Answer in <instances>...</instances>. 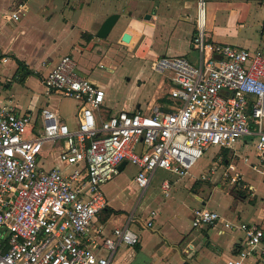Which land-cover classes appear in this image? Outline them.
<instances>
[{"label":"built area","instance_id":"2783aa9c","mask_svg":"<svg viewBox=\"0 0 264 264\" xmlns=\"http://www.w3.org/2000/svg\"><path fill=\"white\" fill-rule=\"evenodd\" d=\"M19 9L8 18L18 20ZM205 9V1L196 0L191 49L197 64L183 57H161L150 64L152 71L170 74V97L176 103L169 111L153 105L148 113L119 111L103 117L105 91L80 77L75 60L67 55L40 79L47 94L78 102L74 129L43 108L34 136L35 120L0 101V264H110L119 246L137 245V235L127 226L114 228L101 242L92 236V221L107 206L101 186L119 173L122 162L137 169L133 182L144 192L156 171L186 176L208 148H227L248 135L252 121L255 152L264 166V48L252 52L212 42ZM31 70L38 73L35 67ZM59 141L64 144L58 154L63 170L43 169V147ZM226 169L223 181L242 190L238 174L229 175L234 167ZM162 187L167 197L169 184ZM155 215L150 212L151 218ZM219 221L218 213L197 209L192 227ZM223 225L244 234L237 259L226 264H243L251 257L264 261L260 228L251 223ZM100 248L108 256L99 257Z\"/></svg>","mask_w":264,"mask_h":264},{"label":"crops","instance_id":"0c3cea01","mask_svg":"<svg viewBox=\"0 0 264 264\" xmlns=\"http://www.w3.org/2000/svg\"><path fill=\"white\" fill-rule=\"evenodd\" d=\"M209 1L206 34L212 42L252 52L264 48L262 34L258 39L250 33L251 39L243 33L250 16L255 20L261 13L264 0ZM18 8L19 19H9ZM116 13L122 22L120 28L113 32L115 25L106 39H98L96 33L102 22ZM257 22L258 25L263 22L264 28V14ZM195 32L196 0H0V101L14 107L17 115H29L35 120L34 136L41 127L43 108L54 112L61 122L74 129L78 102L59 93L47 94L40 79L67 55L77 62V74L103 89L105 98L108 83L119 70L131 73L127 66L122 68L124 61L140 64L133 72L135 84L156 82L148 96L129 94L121 103H114L107 96L101 107L103 117L119 111L148 113L153 105L169 111L176 103L170 97L173 87L170 74L156 72L157 78L152 80L145 76L146 65L161 57H183L196 65L198 56L191 49ZM124 33L130 36L128 43L121 41ZM17 62L29 70L35 67L40 77L25 75L18 70ZM101 67L107 72L94 75L97 73L94 70ZM256 139V126L250 121L248 135L236 138L227 148H208L186 176L156 171L150 184L159 176L160 198L140 199L131 212L120 193L111 192L106 197V192L114 188L112 184L119 185L118 179L122 178L119 175L128 163L122 166L116 176L101 186L107 206L93 219L92 236L101 242L111 236L114 228L127 226L137 235L138 244L119 246L110 264H226L237 259L244 234L226 230L224 221L255 224L262 230L264 241V166L255 152ZM63 148L62 141L43 147L40 158L43 169L63 170L58 162ZM229 165L234 167L229 175L238 174L244 185L242 190L223 181L222 174ZM213 167L216 170L210 174ZM136 173L137 169L121 192L128 196L140 192L143 197L150 184L144 192L140 191L133 182ZM203 176L207 179L203 180ZM166 182L169 184L167 197L162 189ZM197 209L218 213L220 221L214 226L193 228V212ZM153 211L156 215L151 218ZM129 217L132 219L127 221ZM148 222H152L151 227H147ZM97 255L106 257L108 252L100 248ZM243 264H264V261L251 257Z\"/></svg>","mask_w":264,"mask_h":264},{"label":"rangeland","instance_id":"374dc122","mask_svg":"<svg viewBox=\"0 0 264 264\" xmlns=\"http://www.w3.org/2000/svg\"><path fill=\"white\" fill-rule=\"evenodd\" d=\"M204 1H205V6H206L205 10L207 12L208 6H209V4H211V1H209V0H204ZM254 12H255V9H253V13ZM260 12L261 13H259V15H258L259 17H261L264 14V6H262V9ZM64 15L67 17V13H65ZM258 16H256L257 18L255 17V20H253L252 15H251L250 16V23L248 25H246L245 28L243 29V33H245L246 36L251 38V39H252V37L248 36L250 33L252 36H254V34H255L258 39L260 38L261 34H262L261 38H263V36H264L263 28H262L263 22H260V25H258V22H257V20L259 19ZM121 24H122V22L120 19L119 22H117L113 32H116L120 28ZM259 26H260V28H259ZM252 27H253V29H252ZM256 29H258L259 32L256 33V31H255ZM123 56H126V55L123 54ZM130 61H129V63L124 61L122 68H126V66H127L128 68L131 69V73H128L126 70L123 71L124 69H121L113 76V78L108 83L105 100L107 99V96H108L110 99H112V101L114 103H118V102L121 103L129 94H134L136 97H139L141 95L148 96L153 91L156 82L155 83L154 82L149 83V82L145 81L144 83H139V84H135L133 82V77H134L133 72H134V70H138L140 64L137 63L136 61L135 62L134 61L130 62ZM150 64L151 63H148L146 65L147 67L145 70V76H149L153 80L154 78H157V73L151 70ZM42 65L44 66L45 63L43 62ZM141 65H142V62H141ZM96 71H97V73H94V75H99V76H101V73H99V72H104V73L107 72L106 69L103 67L94 70V72H96ZM93 77H91V78H93ZM66 103H70V102L67 101ZM135 171H136V169L133 165L127 164L124 173L119 175L120 177H122V178L118 179L119 185H117L116 183L112 184V185H114V186H112L114 188L112 190H109L108 192H106V197H110L111 192L120 193V195H123V200L128 205L127 209L130 212L133 210L132 209L133 206L140 199H141V201L142 200L144 201L147 197H153V196H155V198H160V189L158 186V177L159 176H156V178L153 179L152 183L150 184L149 188L147 189V192H145L143 197L140 196V192H138L135 196L134 195L128 196L126 192L125 193L121 192V190L126 185L127 181L133 177V175L135 174ZM163 172H164L163 170L157 171L158 174H161ZM104 193H105V191H104Z\"/></svg>","mask_w":264,"mask_h":264},{"label":"water","instance_id":"95a60500","mask_svg":"<svg viewBox=\"0 0 264 264\" xmlns=\"http://www.w3.org/2000/svg\"><path fill=\"white\" fill-rule=\"evenodd\" d=\"M149 17V16H147ZM120 15L119 14H111L108 16L101 24L100 28L98 29L96 33V37L98 39H106L111 31L113 30L114 26L116 25L117 21L119 20ZM263 34H264V28H263ZM130 40V36L126 33H124L121 37V41L124 43H128ZM263 42H264V36H263ZM126 162H122L118 169L120 170L122 166H124Z\"/></svg>","mask_w":264,"mask_h":264},{"label":"trees","instance_id":"16d2710c","mask_svg":"<svg viewBox=\"0 0 264 264\" xmlns=\"http://www.w3.org/2000/svg\"><path fill=\"white\" fill-rule=\"evenodd\" d=\"M18 64V70H22L25 72V75H33V76H37L40 77V75L37 72H34L32 70H29L22 62H17Z\"/></svg>","mask_w":264,"mask_h":264}]
</instances>
